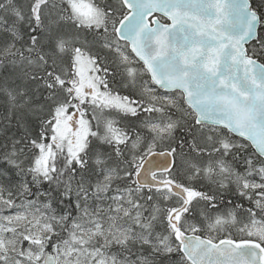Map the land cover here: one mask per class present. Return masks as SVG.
Here are the masks:
<instances>
[{"label": "snow or ice", "instance_id": "obj_1", "mask_svg": "<svg viewBox=\"0 0 264 264\" xmlns=\"http://www.w3.org/2000/svg\"><path fill=\"white\" fill-rule=\"evenodd\" d=\"M0 73V264H264V0H0Z\"/></svg>", "mask_w": 264, "mask_h": 264}, {"label": "trees", "instance_id": "obj_2", "mask_svg": "<svg viewBox=\"0 0 264 264\" xmlns=\"http://www.w3.org/2000/svg\"><path fill=\"white\" fill-rule=\"evenodd\" d=\"M5 71H6V70H5ZM2 75H3V73H0V76H2ZM132 91H133V89L131 88V86H129L128 89H122L123 94H129V93H131ZM160 91L163 92V90H160ZM3 103H4V98H3L2 96H0V113L3 112ZM141 118H143V117H141ZM3 127H4V123H3L2 120H0V129H3ZM14 131H16V129H15L14 127L9 128V133L14 132ZM18 134H19V133H17V135H18ZM2 136H3V132L0 131V143H3ZM160 150H162V149H160ZM194 184H195L197 187H200V186H202V185H204V186H208V187H211V185L208 184V181H206V180H202V179L194 181Z\"/></svg>", "mask_w": 264, "mask_h": 264}, {"label": "rangeland", "instance_id": "obj_3", "mask_svg": "<svg viewBox=\"0 0 264 264\" xmlns=\"http://www.w3.org/2000/svg\"><path fill=\"white\" fill-rule=\"evenodd\" d=\"M160 91V90H159ZM161 92V91H160Z\"/></svg>", "mask_w": 264, "mask_h": 264}, {"label": "water", "instance_id": "obj_4", "mask_svg": "<svg viewBox=\"0 0 264 264\" xmlns=\"http://www.w3.org/2000/svg\"><path fill=\"white\" fill-rule=\"evenodd\" d=\"M251 43V42H250ZM151 159V158H150Z\"/></svg>", "mask_w": 264, "mask_h": 264}]
</instances>
